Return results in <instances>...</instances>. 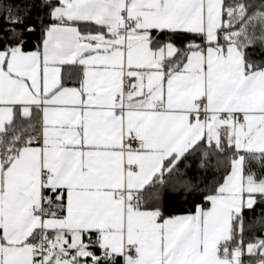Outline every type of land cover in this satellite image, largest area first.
Masks as SVG:
<instances>
[{"label":"snow or ice","instance_id":"snow-or-ice-1","mask_svg":"<svg viewBox=\"0 0 264 264\" xmlns=\"http://www.w3.org/2000/svg\"><path fill=\"white\" fill-rule=\"evenodd\" d=\"M0 264H264V0H0Z\"/></svg>","mask_w":264,"mask_h":264}]
</instances>
